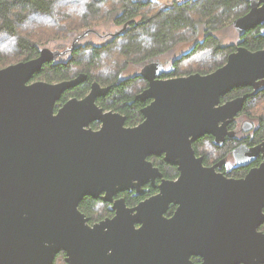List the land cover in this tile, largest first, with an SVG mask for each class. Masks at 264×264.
I'll use <instances>...</instances> for the list:
<instances>
[{
	"label": "water",
	"instance_id": "obj_1",
	"mask_svg": "<svg viewBox=\"0 0 264 264\" xmlns=\"http://www.w3.org/2000/svg\"><path fill=\"white\" fill-rule=\"evenodd\" d=\"M248 1L249 12L233 22L240 36L264 24V0ZM76 36L63 49L41 47L34 58L0 67V264H53L62 250L69 264H194L192 255L203 259L199 264H264V140L262 163L242 179L205 167L193 147L204 134L220 142L248 96L221 104L223 95L238 86L264 88V49L238 46L208 74L148 76L150 88L137 98L153 100L143 122L128 127L125 116L97 104L110 90L97 81L85 97L59 106L67 89L87 79L84 72L59 82L32 80L88 38ZM149 65L163 72L159 61ZM95 120L102 122L98 130ZM152 155L177 165L178 179H163ZM156 177V195L132 208L124 197L114 200L126 190L143 195ZM102 193L115 201L116 215L92 227L79 204ZM171 203L179 206L166 218Z\"/></svg>",
	"mask_w": 264,
	"mask_h": 264
},
{
	"label": "trees",
	"instance_id": "obj_2",
	"mask_svg": "<svg viewBox=\"0 0 264 264\" xmlns=\"http://www.w3.org/2000/svg\"><path fill=\"white\" fill-rule=\"evenodd\" d=\"M57 1L59 0H0V35L6 34L16 39L15 49L24 57L22 60L38 56L41 47L36 41H32L29 37L21 34L20 29L35 14L36 16H54ZM104 1L86 0L84 2L85 16L84 14L83 16L85 20L91 21V19L98 17L103 11L102 6L108 3H104ZM121 1L122 11L117 15L115 22L118 25L128 23L129 29L125 27L122 33L105 44L78 45L66 61L45 63L43 69L34 74L32 80L41 79V76L46 75V78L49 77L46 80L48 82L60 81L73 77L74 74L71 75L73 64L77 63L84 66L77 74L84 72L88 75L87 79L78 86L68 89L58 101L59 105H62L70 96L80 97L87 94L93 79L98 77H95L90 69L93 68V65H97L99 59L101 63L98 65H102V58L108 56L109 50L113 49L119 41L121 54L126 58L123 65L130 62L138 63L168 51L180 39L193 36L197 33L200 22L203 24L201 28L206 26L205 38L198 42L186 55L176 60L177 65L180 68L182 62L197 58L200 53L209 49L213 53V59L208 64L210 68H196L195 70L203 73L214 71L223 65L229 53L234 50L233 45H222L214 31L226 25L225 22L230 20L232 15H235L234 19L240 17L249 8L248 0H185L174 2L169 9L163 11L160 10L161 7L154 5L155 0ZM143 9L146 10L142 18L138 19L137 17ZM194 13L199 17L193 16ZM91 28L94 26H89L87 30ZM242 44L252 50L260 49L264 46V36L256 29H251L243 36ZM202 63L200 65H206L205 62L202 61ZM117 77L116 74H108L107 77L101 78L105 81L104 84H109L111 87L108 98L102 99L100 104L105 109L122 111L127 115V124H134L142 116L140 106L143 102L135 96L134 90L136 89H133L135 86L133 79L127 78L118 82ZM97 79L101 82L100 78ZM165 164L169 165L164 161L160 165L163 167ZM170 166L165 169V172L167 175L174 176L172 175L175 174L174 169ZM127 198L133 203L141 199L131 194H128ZM94 205V199L88 198L80 206L91 209Z\"/></svg>",
	"mask_w": 264,
	"mask_h": 264
},
{
	"label": "flooded vegetation",
	"instance_id": "obj_3",
	"mask_svg": "<svg viewBox=\"0 0 264 264\" xmlns=\"http://www.w3.org/2000/svg\"><path fill=\"white\" fill-rule=\"evenodd\" d=\"M164 4H162L163 6ZM161 6V7H162ZM248 10H250V3L248 1ZM246 12V13H247ZM245 14V13H244ZM243 14V15H244ZM242 16V15H240ZM238 18V17H237ZM236 19V18H235ZM234 19V20H235ZM231 22V25L233 26V22ZM129 29L130 26L127 23L126 25H117L116 29L114 31H111L110 33L103 34L99 33L95 28H91V30L88 33H84L81 35H74L77 38H86L90 34H96L98 38H104L111 40L115 35L123 32L124 28ZM234 27V26H233ZM264 28V24H259L254 28L251 29H256L259 31L261 34L262 29ZM248 29L247 31L251 30ZM246 31V32H247ZM245 32V33H246ZM239 34V33H238ZM245 35V34H244ZM239 35V42L237 44H232L234 46V50L231 52L233 53L234 51L237 50L238 46H244L242 44L243 41V36ZM107 36V37H106ZM70 43L67 44V42L64 44L65 47L68 46ZM80 45V43H79ZM246 47V46H245ZM248 48V47H247ZM59 49V48H55ZM260 49H264V46ZM260 49H255V50H260ZM252 50V49H251ZM73 53V51H72ZM229 53V55L231 54ZM72 54L67 53L66 58H70ZM227 56L226 60L228 61ZM70 56V57H69ZM178 59H173L169 63H165L161 60L160 56L152 57L149 60H145L142 62L138 63H131L133 67H135V72L132 73L128 78L133 79L136 82L142 81V84L138 85L137 90L135 91V96L137 97L138 94L146 91L147 89L150 88V79L148 76L158 74L156 76V79L159 80H166V79H171V78H178L180 76H189L191 74L195 73H201V74H208V73H203L201 71L197 70H188V71H181V68H179V65H177ZM153 61H159L161 63L160 67L163 72H159L160 70L158 68L154 69H148L147 67L150 66L149 64ZM224 62V64L227 63ZM57 62V61H54ZM220 65L219 67L223 66ZM217 67L216 69H218ZM215 69V70H216ZM144 72V76L139 75L140 73ZM213 72V71H211ZM79 74V73H78ZM78 74H76L73 77H76ZM71 77V78H73ZM70 79V78H67ZM63 79V80H67ZM127 79V78H126ZM125 80L119 79L118 82H121ZM260 80V79H259ZM62 81V80H60ZM93 81L99 82L103 87H111L109 84H103L101 83L97 78H94ZM92 81V82H93ZM56 82V81H53ZM59 82V81H57ZM92 84V83H91ZM91 87L89 88L87 94L90 92ZM68 91V89L66 90ZM65 91V92H66ZM255 87L253 85H247V86H238L227 92L225 95L221 97V104H225L228 101L234 100L238 97H242L244 95H248L247 98L244 101L243 108L237 112V114L234 116V118L228 123L227 126V132L225 136L220 139V142L217 143V138L214 134H204L203 136L199 137L193 142V147L196 152L197 157H202L203 158V164L205 167H215L216 172L223 174L226 178L230 179H242L245 178L246 175L249 173V171L252 168L259 167L260 164L263 161V152L259 149L260 146H262L263 140H264V88L257 93H254ZM64 92V93H65ZM110 92V90H109ZM107 93L105 96H100L97 99V104L102 106L100 104V101L104 98H108L110 93ZM240 92V93H238ZM63 93V94H64ZM86 94V95H87ZM84 96H70L66 101H68L70 98H83ZM143 104L140 106V112L142 116L134 122V124H127V115L124 114L122 111L119 110H114V109H105L104 106H102L106 111H113L122 114L123 116L126 117V126H137L143 120L145 117L143 116V109L148 106L152 102V98H147L146 100L140 99ZM64 101V103L66 102ZM62 103V105L64 104ZM61 106V105H59ZM94 123H96L94 125ZM222 122H220V125ZM102 126V122L99 120H95L91 123V127L95 130L100 129ZM197 145V149H196ZM243 147L242 151L236 155V150L239 147ZM255 150L258 151L257 155L255 156L254 160L249 162L246 165H242L241 161L247 160L251 154L255 152ZM150 161L153 162L154 166L158 167L160 172L162 173V178L163 179H169V180H175L178 179L180 175V171L178 169L177 165L170 164L164 159V155H152L148 158ZM165 162L169 165H163V167L160 165L161 162ZM171 165V166H170ZM170 166L174 170L173 172L175 174H172L174 176H171L170 174L167 175L165 172V169ZM172 172V173H173ZM161 177H156L154 180L150 179L147 181L143 188L144 194L140 196H136V190H126L118 193L117 195L114 196V200L120 199L124 197L126 199V204L128 205L127 207L132 208L136 204H138L142 200H146L149 197L156 195L159 193V185L162 182ZM105 193H102L99 197L94 198L92 196H85L80 204H79V210L88 218V224L93 227L95 223H98L106 218H113L116 215V211L113 210L114 207V202L115 201H106L102 197ZM128 194H131L134 197H140L141 199L137 201L136 203H133L128 200L127 196ZM88 198H93L94 199V207L91 209H87L85 206H82L81 208V203L84 200H88ZM178 204L176 203H171L167 209V211L164 213V216L166 218H171L176 210L178 209ZM92 213V214H91ZM136 229H139L142 227L141 223H135ZM260 230L264 231V223L260 226ZM61 258L63 264H69L67 261V252L62 250L59 253L56 254L54 263L53 264H58L59 259ZM191 260L193 261L194 264H199L203 261V259L200 256L192 255Z\"/></svg>",
	"mask_w": 264,
	"mask_h": 264
},
{
	"label": "rangeland",
	"instance_id": "obj_4",
	"mask_svg": "<svg viewBox=\"0 0 264 264\" xmlns=\"http://www.w3.org/2000/svg\"><path fill=\"white\" fill-rule=\"evenodd\" d=\"M146 1V0H141ZM154 5L161 7L162 4H167L171 6L174 2H181L185 0H155ZM84 2L86 0H59L57 1L56 9L54 10V16L50 17L47 15H33L31 19L24 24L20 29V33L29 37L32 41H36L39 47L50 46L53 49L59 48L63 49L65 47V43H70V38L74 37V35L79 31H85L90 26H94V28L103 34L110 33L114 31L118 24H116L115 19L119 13H121L122 8L120 4L121 0H105L104 3H107L103 7V11L101 14L95 19L85 20V6ZM114 4V6H113ZM170 8V7H169ZM167 8V9H169ZM146 10V9H145ZM144 9L138 15V19L142 18L144 14ZM166 10V9H165ZM108 12V13H106ZM84 14V16H83ZM195 17H199L197 14H193ZM235 15L231 16V19L228 20L226 25L221 27L219 30L214 31V34L217 35L220 39L222 45H232L237 44L239 42V34L238 31L231 25V22L234 20ZM228 23V24H227ZM202 23H199V27L197 28V33L190 37H185L184 39H180L173 47H171L168 51L161 53L159 56L163 62L166 64L171 62L173 59H180L184 55H186L191 49L200 41L205 38V27H202ZM185 30V29H183ZM182 30V31H183ZM186 34V33H185ZM187 35V34H186ZM108 39L98 38L96 34H90L88 38L82 40L80 45L84 44H94L100 45L109 42ZM16 39L6 34L0 35V67H6L10 64H14L22 61L24 58L19 52L16 51ZM120 41L116 44L113 49L109 50L108 56L102 58V65H98L101 63L99 59L97 65H93V68L90 69L91 73L100 78L101 83L104 84L103 78L107 77L108 74H116L118 75L117 79H126L132 73L135 72V67L131 65V62L127 65L125 64V57L121 54L120 50ZM212 52L208 49L200 53L197 58H192L187 60L186 62H182L180 65L181 71L195 70L196 68H204L208 67L210 60H212ZM68 58H63L60 61H66ZM205 62L206 65H200ZM227 60H224L226 62ZM223 62V63H224ZM84 66L81 64H73V70L71 75L75 76L77 72H79ZM76 73V74H75ZM49 78V77H48ZM46 75L41 76V79L34 80H47ZM102 78V79H101ZM55 81V80H54ZM57 82V81H56ZM135 83V82H134ZM142 84V81H138L135 83L133 89L138 88V85ZM134 90V91H136ZM58 264H63L61 258L58 261Z\"/></svg>",
	"mask_w": 264,
	"mask_h": 264
}]
</instances>
